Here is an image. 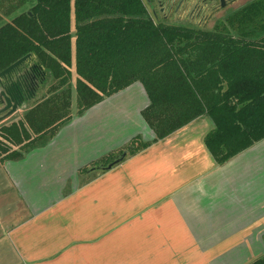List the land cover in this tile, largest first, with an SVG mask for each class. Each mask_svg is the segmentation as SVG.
Wrapping results in <instances>:
<instances>
[{
  "label": "crops",
  "instance_id": "0c3cea01",
  "mask_svg": "<svg viewBox=\"0 0 264 264\" xmlns=\"http://www.w3.org/2000/svg\"><path fill=\"white\" fill-rule=\"evenodd\" d=\"M14 14L0 12V25ZM148 103L133 81L72 111L22 156L0 159V264H250L264 255V137L217 163L204 143L207 113L154 139ZM14 120L0 124V138L19 148L1 135ZM134 137L150 143L111 168L95 164Z\"/></svg>",
  "mask_w": 264,
  "mask_h": 264
},
{
  "label": "trees",
  "instance_id": "16d2710c",
  "mask_svg": "<svg viewBox=\"0 0 264 264\" xmlns=\"http://www.w3.org/2000/svg\"><path fill=\"white\" fill-rule=\"evenodd\" d=\"M29 1V8L0 25V70L32 52L42 69V90L52 82L25 113L26 121L1 127L8 141L20 145L32 139L29 128L52 135L72 117L73 64L80 114L139 80L149 97L142 114L154 139L207 113L214 126L204 143L223 163L264 137V0L234 10L227 16L232 29L224 30L154 20L143 0L20 4ZM149 143L134 137L125 148L133 153ZM22 154L0 138V159ZM250 264H264V255Z\"/></svg>",
  "mask_w": 264,
  "mask_h": 264
},
{
  "label": "rangeland",
  "instance_id": "374dc122",
  "mask_svg": "<svg viewBox=\"0 0 264 264\" xmlns=\"http://www.w3.org/2000/svg\"><path fill=\"white\" fill-rule=\"evenodd\" d=\"M248 1L249 0H234L232 2H228L227 5H225V6H216L212 10H207V11L204 10V12H206V13H204L206 16H204V18H202V19H201L200 14H199V15L193 16L189 20L183 11H178L176 14L166 13V16H163L164 13L158 9V6L156 5V2L154 0H152V2H147L146 0H143L144 4L146 5L147 9L149 10V12L152 15L154 20H163V21L168 22V23H177V24L188 25V26H192V27L196 26V27H200V28L219 27L217 29H222V30L227 29V28H225V26L229 27L228 29H232V27H230V25H229L230 22L228 21L227 16L230 15L232 13V11L236 10L237 8H239L240 6H242L243 4H245ZM20 3H21V0H0V12H2V13L6 12V14H7V12H10L11 8H14L10 12V13L14 14L16 12L15 8H21L20 6L24 5V4H20ZM29 3H30V1L25 3L26 8H29V6H30ZM198 20H202V21L199 23V22H197ZM72 24H73V28H75V13H74V11L72 12ZM256 26H258V24ZM250 27L251 26L246 25L247 30ZM73 40H74V38H73ZM30 61L33 62L32 60H30ZM72 70H73V73H72V80H71L72 81L71 112L74 111L78 114V102H77L78 97H77V88H76L77 73H76L74 64L72 66ZM51 82H52V79H49V81L45 85V89L40 91L38 96L36 98H34L33 103L38 101L40 99V97H42L44 94H46L48 92L47 88L50 86ZM29 108H30V105L29 106L27 105L26 107L21 109L19 114H15V113H17V111L14 112L8 118H5L4 120H2L0 122V124H4L6 122H9L11 120H14V119H17L20 117H22V119H24L26 121L24 114L26 113V111L29 110ZM14 121H12L11 123H13ZM29 130H30V134H31L32 139H25L22 143H20L19 150L23 151L25 149H28L29 147H32L35 143H38V142L42 141L43 139H46V137L49 135V133H48V135H47V133L41 134V135H39V133H37L38 136L36 135L35 137H32L33 135H35V132L30 128H29ZM125 149L126 148L124 147L123 150H125ZM117 153L118 154H116L114 158H116V156L119 155L121 153V151H118ZM111 161L112 160H110V162ZM99 162H95V164L100 165ZM108 163L109 162L106 161L104 165H107Z\"/></svg>",
  "mask_w": 264,
  "mask_h": 264
},
{
  "label": "flooded vegetation",
  "instance_id": "af4514ba",
  "mask_svg": "<svg viewBox=\"0 0 264 264\" xmlns=\"http://www.w3.org/2000/svg\"><path fill=\"white\" fill-rule=\"evenodd\" d=\"M146 1L152 2V0H146ZM154 1L156 2L158 9L164 13L163 16H166V13L176 14L178 11H183L186 17L190 20V18L199 14L202 19L204 18V16H206L204 14L206 13L204 12V10L206 11L212 10L216 6H225L227 5L228 2H232L234 0H225L224 4H221L220 0H154ZM201 21L202 20H198L197 22L200 23ZM30 60H28L22 66V69L25 70V72L23 73V75H21L20 78L21 89L19 88L18 85H16L17 83H13L10 80H8L5 83L7 88L12 92V94H14L15 97H19V98L25 97L24 98L25 101L23 105H25L28 101L32 100V98L35 97V95L40 90L41 85L43 83L42 69H39L36 63L32 64ZM5 104L6 103H0V107H2ZM23 105H21V107ZM9 116L0 118V121L4 120L5 118H8Z\"/></svg>",
  "mask_w": 264,
  "mask_h": 264
},
{
  "label": "water",
  "instance_id": "95a60500",
  "mask_svg": "<svg viewBox=\"0 0 264 264\" xmlns=\"http://www.w3.org/2000/svg\"><path fill=\"white\" fill-rule=\"evenodd\" d=\"M221 4L225 3V0H220ZM33 53L28 52L25 55L21 56L4 69L0 70V103H6L0 107V118L9 116L16 112L25 101V97H15L14 94L7 88L6 82L8 80L13 83H17L21 89V75L25 72L22 69V66L30 59H32ZM36 76V75H35ZM126 154V150H123L119 155L116 156L111 162L103 166L105 168H111L117 162H120Z\"/></svg>",
  "mask_w": 264,
  "mask_h": 264
}]
</instances>
